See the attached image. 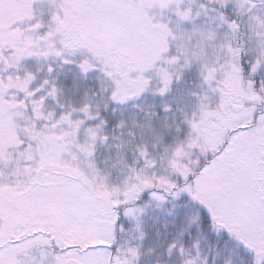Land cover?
<instances>
[{
  "label": "snow or ice",
  "instance_id": "obj_1",
  "mask_svg": "<svg viewBox=\"0 0 264 264\" xmlns=\"http://www.w3.org/2000/svg\"><path fill=\"white\" fill-rule=\"evenodd\" d=\"M0 264H264V0H0Z\"/></svg>",
  "mask_w": 264,
  "mask_h": 264
}]
</instances>
